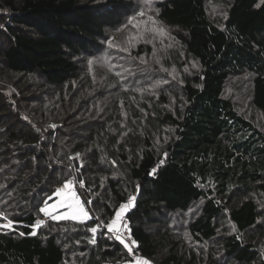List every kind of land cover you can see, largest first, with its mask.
<instances>
[{
  "label": "trees",
  "instance_id": "1",
  "mask_svg": "<svg viewBox=\"0 0 264 264\" xmlns=\"http://www.w3.org/2000/svg\"><path fill=\"white\" fill-rule=\"evenodd\" d=\"M223 2V19L207 0L155 3L165 73L144 70L170 82L147 93L75 61L102 49L105 28L131 16L133 0H0V222L13 225L0 230V264H127L133 257L108 231L129 201L139 258L264 264V131L223 97L248 74L264 117V0ZM153 54L136 46L148 57L136 59L140 69ZM73 161L95 219H48L33 231ZM195 206L181 225L177 214Z\"/></svg>",
  "mask_w": 264,
  "mask_h": 264
},
{
  "label": "rangeland",
  "instance_id": "2",
  "mask_svg": "<svg viewBox=\"0 0 264 264\" xmlns=\"http://www.w3.org/2000/svg\"><path fill=\"white\" fill-rule=\"evenodd\" d=\"M135 7L131 16L127 17L119 26L115 28H105V36L101 38L102 49L93 53L91 56L80 55L75 57V61L79 64L81 71L93 73V77L99 78L101 73L107 72L108 75L114 71L111 80L122 78L124 84L142 87L146 92H154L168 84L169 80L152 82L149 80L144 66H148L154 72L165 73L157 66L156 53L159 45H163L167 39V33L163 26L156 20L154 14L155 3L159 0H133ZM224 0H207L208 14L213 18L223 19L225 17L223 2ZM229 1V0H228ZM153 47V58L143 63L141 69L138 66V60H148V57L142 55L139 59L135 55L136 46L148 45ZM138 59V60H136ZM152 60V63H151ZM112 71V72H111ZM115 77V79H114ZM37 81V79H35ZM94 81V79H93ZM253 77L243 75L231 79L226 85L224 98L229 99L235 110L245 119L255 124L257 128L264 131V117L252 106L251 89ZM122 86V85H120ZM133 87V86H132ZM173 90V85H172ZM110 91L109 86H105ZM75 161H73L74 164ZM76 167L74 166L70 174L69 181L65 182L53 196L40 208V214L44 217L33 226V231L50 219L53 221H72L76 223L86 222L90 220V216L82 208L76 189L82 185V180L77 184H73L71 179L76 177ZM84 188V187H83ZM85 189V188H84ZM133 207V201L125 203L118 211L116 217L111 222L109 228L122 231L125 225L124 211ZM93 212V211H92ZM198 214L197 207L189 211L188 214H177L181 221V225H185L190 219ZM94 217V212L92 213ZM12 223L9 221L0 222V230L12 229ZM127 264H155L153 261L137 258L131 260Z\"/></svg>",
  "mask_w": 264,
  "mask_h": 264
},
{
  "label": "built area",
  "instance_id": "3",
  "mask_svg": "<svg viewBox=\"0 0 264 264\" xmlns=\"http://www.w3.org/2000/svg\"><path fill=\"white\" fill-rule=\"evenodd\" d=\"M74 166H75V162H74ZM80 180H81V178H80L78 173H76V177L71 179L73 184L79 183ZM76 191L78 193V197H79V200L81 202L82 208L85 210V212L88 213V215L90 216V219L94 220L95 217L92 215L93 212H92L91 205H90L91 199H90L89 193L81 186L79 189H76ZM108 232L111 236H113L114 238H116L117 240H119L125 244L129 253L133 257V260L139 258V251L136 249L132 239L129 236L126 223H125L122 231L111 228V229H109Z\"/></svg>",
  "mask_w": 264,
  "mask_h": 264
},
{
  "label": "water",
  "instance_id": "4",
  "mask_svg": "<svg viewBox=\"0 0 264 264\" xmlns=\"http://www.w3.org/2000/svg\"><path fill=\"white\" fill-rule=\"evenodd\" d=\"M75 167H76V171H77L78 174H79V169H78V163H77V161H75Z\"/></svg>",
  "mask_w": 264,
  "mask_h": 264
},
{
  "label": "crops",
  "instance_id": "5",
  "mask_svg": "<svg viewBox=\"0 0 264 264\" xmlns=\"http://www.w3.org/2000/svg\"><path fill=\"white\" fill-rule=\"evenodd\" d=\"M129 209H130V208H128V209H127L126 211H124L123 213H125V212L129 211Z\"/></svg>",
  "mask_w": 264,
  "mask_h": 264
}]
</instances>
